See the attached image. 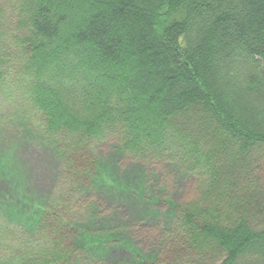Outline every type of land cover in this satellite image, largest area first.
<instances>
[{
  "label": "trees",
  "instance_id": "1",
  "mask_svg": "<svg viewBox=\"0 0 264 264\" xmlns=\"http://www.w3.org/2000/svg\"><path fill=\"white\" fill-rule=\"evenodd\" d=\"M0 96L23 101L57 163L43 204L0 202V264H107L115 234L84 230L94 190L136 191L138 220L166 232L156 257L121 239L119 264H264V0H0ZM110 143L179 168L193 196L154 212L143 181L101 168ZM12 165L0 180L24 185Z\"/></svg>",
  "mask_w": 264,
  "mask_h": 264
},
{
  "label": "rangeland",
  "instance_id": "2",
  "mask_svg": "<svg viewBox=\"0 0 264 264\" xmlns=\"http://www.w3.org/2000/svg\"><path fill=\"white\" fill-rule=\"evenodd\" d=\"M9 97L0 96V159L2 161L8 159V161L13 162V169L19 168V173H23L27 181L18 187L15 185V179H10L9 182L4 181V179L0 180V202L4 205L11 203L12 206L18 204L19 207H25L23 204L26 203L25 200L29 203L31 199L30 201L33 200L34 203V200H38L37 197H39L40 204H43L46 197L53 191L55 179H57V163L49 151L43 147V140L38 137L36 132L38 124L31 113H26L27 107L23 101L20 98L10 100ZM20 131L23 137L20 136ZM118 151L117 146L111 143L98 145L94 148L98 160L102 158L104 162H108L107 159L109 158V163L105 162V164L102 161L100 165L114 179L117 178L123 183H131V180L136 177V179L144 182L146 188L145 201L147 202L151 198H155L157 201V204L149 205L154 212L164 214L168 209L167 204L179 205L193 196V181L179 168L170 165L153 166L134 163ZM104 187L110 190L109 196H112L111 193L115 189L107 185ZM134 192L131 194L132 199L129 197L128 200L126 198V200L120 201L110 199L109 202H106L100 190H94L89 195L90 198L84 197L89 200L88 202L98 204L95 205L94 209L96 225L85 227L84 230L90 234L103 233L105 230L115 234L112 238L113 242L110 244L112 247L110 255L106 258L107 262L105 263L107 264L124 263V260L130 259L125 250L117 247L122 241L121 239L124 238L136 245L135 247H139L145 252L144 254H152L153 257H156L159 249L158 238L163 237L166 233L160 230L163 228V224L159 221L150 224L138 220V212L142 207L138 204L137 192ZM36 203L39 202L36 201ZM80 214L82 217L78 221L85 225V218L87 217H85V207ZM113 215L117 216L119 220L114 219V222L106 227V221L113 218ZM124 232L127 233L124 235ZM74 240L72 239V241ZM77 243L75 241L73 245L76 246ZM91 261V254L89 256L82 254L75 259L73 264H89Z\"/></svg>",
  "mask_w": 264,
  "mask_h": 264
}]
</instances>
